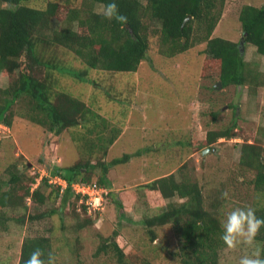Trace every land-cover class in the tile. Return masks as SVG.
I'll list each match as a JSON object with an SVG mask.
<instances>
[{
  "label": "rangeland",
  "instance_id": "obj_1",
  "mask_svg": "<svg viewBox=\"0 0 264 264\" xmlns=\"http://www.w3.org/2000/svg\"><path fill=\"white\" fill-rule=\"evenodd\" d=\"M55 1L60 7L46 35L67 27L66 11L74 5L67 0ZM140 1L144 3V0ZM31 3L35 7L39 5V1ZM244 5L261 7L264 0H225L211 37L239 42L242 30L238 14ZM89 6L94 12L103 13L102 5ZM150 37L147 57L136 72L119 76L102 70H85L71 52L43 44L46 58L53 56L64 67L84 71L85 78L93 83L55 72L56 89L82 101L99 114L107 124L106 135L113 128L120 134L107 147L104 156L99 150L91 156L90 143L84 144L83 141L87 135L82 127L63 131L57 136L46 135L44 128L23 117L28 112V99L22 96L12 105L11 125L0 127V182H5L11 172L19 170L25 178L21 183L26 187L30 177L50 176L49 171L54 165L62 167L86 160L92 164L97 160L107 163L128 154L131 158L126 163L109 169L108 191H125L124 197L127 198L135 193L136 198L131 199L129 208L119 216L111 197L104 199L102 191H97L82 198L81 202L69 199L61 213L30 220V216L59 207L60 201L54 196L55 186L48 182L43 184V179L39 188L46 194L51 192L50 199L38 203L26 198L25 210H6L12 218L0 228V264H17L22 240L37 236L50 238L55 264H116L110 253L94 255L107 237L121 248L127 264H178L173 254L176 243L169 226L156 229L157 238L153 243L146 239L143 219L161 212V209L146 204L138 190L141 185L169 173L185 175L196 181L206 202L223 196V205L219 209L222 226L232 211L248 206L253 195L250 182L254 174L239 166V147L242 143L264 146V85L254 92L246 86L238 90L235 87L217 88L218 79L211 75L202 76L204 56L201 52L205 43L167 58L160 53L158 37ZM243 47V59L255 64L253 68L264 78V57L250 44L244 43ZM213 67L215 71L217 65ZM16 77V73L0 77V89L6 88ZM126 84L132 87L130 96L119 101L113 94ZM233 117L236 119L234 137L218 139L207 146V133L230 126ZM99 127L102 128V123ZM76 130L82 134L76 136ZM90 141L95 144V137L90 136ZM205 149L208 150L202 153ZM179 169L181 173H178ZM98 174V169L90 170L87 174L89 185L97 183ZM94 196L100 197L99 210H92L89 206L90 198ZM85 205L91 211L86 209L85 213L82 207ZM87 219L91 223L76 228L78 223ZM237 241L236 247H226L220 252L219 264H239L245 255L256 257L259 252L257 243L253 240L247 243L245 236H238Z\"/></svg>",
  "mask_w": 264,
  "mask_h": 264
},
{
  "label": "trees",
  "instance_id": "obj_2",
  "mask_svg": "<svg viewBox=\"0 0 264 264\" xmlns=\"http://www.w3.org/2000/svg\"><path fill=\"white\" fill-rule=\"evenodd\" d=\"M31 1H39L38 7L30 5ZM67 2H74L66 11L67 27L46 35L51 20L58 14V1L0 0V77L17 74L11 84L0 89V123L3 125H11L12 105L25 96L28 99V112L23 114L24 118L44 128L46 135L50 136L82 127L87 135L83 137V141L84 144L90 143L88 147L91 156L96 150L104 156L107 147L120 134L119 130L113 128L106 135L107 124L99 114L82 101L56 89L53 79L55 72L74 76L84 83H93L85 78L84 71L64 67L53 56L46 58L43 44L71 52L84 65L85 70H102L119 76L136 72L141 61L147 57L150 36L158 37L160 53L167 58L181 54L196 44L205 43L201 52L204 56L201 66L204 78L211 75L218 79L222 88L235 87L238 90L246 86L251 92L261 84L264 85V78L253 68L255 64L251 65L240 54L239 42L211 37L225 0H144V3L140 0H116L119 12L127 17L126 23L94 12L93 5L99 4L104 8L108 0ZM186 17L189 18L183 24ZM238 21L244 43L252 45L257 54L264 57V6H242ZM214 64L217 65L215 71ZM129 90L132 87L126 84L123 89L115 90L113 97L125 101L130 96ZM123 93L126 95L122 96ZM96 119L102 121L98 122ZM235 120L233 117L230 126L225 129L208 132L205 140L207 146L218 139L233 138ZM101 123L102 128L99 127ZM80 133L81 131H75L76 136H80ZM90 136L95 137V144L91 143ZM76 140L75 138L74 141ZM263 155L264 146L242 143L239 147V166L254 174L250 182L253 191L251 201L241 209L246 211L253 208L260 217H264ZM130 158V155L123 154L107 163L97 160L92 164L86 160L62 167L54 165L49 171L50 176L59 178L65 184L63 190L55 187L54 196L60 201L59 207L30 216V220L61 213L69 199L81 202L80 195H75L71 186L76 183L90 184L87 174L92 169L99 170L97 183L94 184L103 190L102 197L107 199L110 196L121 216L136 195L131 193L127 198L124 197L125 191H108V174L111 167L126 163ZM178 173H181V169ZM8 177L5 182H0V228H4L5 223L12 218L7 215L6 210H25L26 198L38 203L51 198V192L46 194L39 187L29 194L33 178L27 179L28 185L23 187L21 182L25 178L19 170L11 172ZM46 182L47 179H44L43 184ZM138 190L146 204L161 209V212L143 219L142 226L148 242L156 240V229L169 226L176 243L173 254L178 264H219L220 252L227 247L221 239L224 227L220 221L219 209L223 205V196L222 199L206 202L196 181L173 173L156 177L141 185ZM82 207L86 213L88 206ZM15 220L22 222L23 219ZM88 223L91 220H84L75 227L82 228ZM252 240L259 246V257L264 259V226ZM36 249L40 250L39 258L44 264H49L50 256L51 264H55L50 238L45 236L25 237L19 248L17 264H24ZM101 252L112 254L116 264H127L121 248L110 237L102 240L94 255Z\"/></svg>",
  "mask_w": 264,
  "mask_h": 264
},
{
  "label": "clouds",
  "instance_id": "obj_3",
  "mask_svg": "<svg viewBox=\"0 0 264 264\" xmlns=\"http://www.w3.org/2000/svg\"><path fill=\"white\" fill-rule=\"evenodd\" d=\"M103 15L105 18L115 19L118 22H127V17L119 12L116 0H108L103 8ZM242 49H244L243 46ZM242 52H240L241 55ZM2 126L6 127L0 123V127ZM31 178H33V183L28 190L29 194L39 187L41 180L43 179H47V182L50 185L60 187L61 190L65 188V186L61 188V184L64 183H62L59 178L53 176L45 175V177L41 176L39 179H37L35 176ZM223 195H226V193ZM94 210H99V207ZM262 226H264V217L257 216L255 214V209L248 208L246 211L242 209H236L227 216V221L223 226L224 232L221 236V239L228 248L236 247L238 243V236H245L246 242L251 243L253 237ZM40 255L41 252L39 249L34 250L30 257L24 262V264H44V262L39 258ZM49 264H51V256L49 257ZM239 264H264V259H261L259 257V252H257L255 258L249 257L247 255L241 257Z\"/></svg>",
  "mask_w": 264,
  "mask_h": 264
},
{
  "label": "built area",
  "instance_id": "obj_4",
  "mask_svg": "<svg viewBox=\"0 0 264 264\" xmlns=\"http://www.w3.org/2000/svg\"><path fill=\"white\" fill-rule=\"evenodd\" d=\"M61 185H62L61 188H63L65 186L64 184H61ZM71 189L75 193V195H80L81 199L90 197L91 196L90 193L93 194L94 192H97V191L103 192V190L97 188V186L95 184L85 185V184L76 183V184L71 186ZM89 204H90L89 206H91L93 208L92 210L98 208L101 204L100 197L94 196L93 199L90 198ZM89 206H88V211H91V209H89Z\"/></svg>",
  "mask_w": 264,
  "mask_h": 264
},
{
  "label": "water",
  "instance_id": "obj_5",
  "mask_svg": "<svg viewBox=\"0 0 264 264\" xmlns=\"http://www.w3.org/2000/svg\"><path fill=\"white\" fill-rule=\"evenodd\" d=\"M188 18H189V17H186V18L184 19L183 24L185 23V21H187ZM243 43H244V40H243V38H242V39L240 40V42H239V46L241 47L240 52H242V46H243ZM215 86H216L217 88H221V84H220V82L218 81V82L216 83ZM238 89H239V88H238ZM206 150H208V149L203 150L202 153H205ZM115 235H117V232H115ZM110 240L112 241L113 239L111 238Z\"/></svg>",
  "mask_w": 264,
  "mask_h": 264
}]
</instances>
